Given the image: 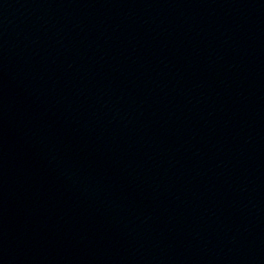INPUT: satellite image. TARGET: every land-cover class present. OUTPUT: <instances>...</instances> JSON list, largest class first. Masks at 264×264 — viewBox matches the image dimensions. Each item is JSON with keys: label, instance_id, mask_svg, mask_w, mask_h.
Returning <instances> with one entry per match:
<instances>
[{"label": "water", "instance_id": "obj_1", "mask_svg": "<svg viewBox=\"0 0 264 264\" xmlns=\"http://www.w3.org/2000/svg\"><path fill=\"white\" fill-rule=\"evenodd\" d=\"M0 264H264V0H0Z\"/></svg>", "mask_w": 264, "mask_h": 264}]
</instances>
